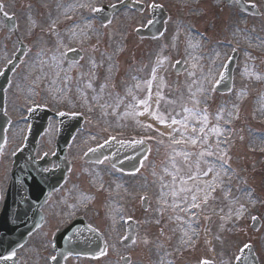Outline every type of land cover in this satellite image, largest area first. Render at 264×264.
<instances>
[{
    "label": "rangeland",
    "instance_id": "obj_1",
    "mask_svg": "<svg viewBox=\"0 0 264 264\" xmlns=\"http://www.w3.org/2000/svg\"><path fill=\"white\" fill-rule=\"evenodd\" d=\"M0 1L17 18L16 33L0 20V69L18 40L29 48L5 90L11 123L0 153L1 192L30 106L84 116L67 150V179L43 208L45 224L17 252L19 264H49L53 232L76 216L103 235L106 251L96 258L68 257L64 264H122V256L130 258L127 264H233L245 244L264 264V0H247L256 3L258 16L223 0H150L168 13L165 32L152 40L133 32L146 21L147 9L121 10L106 25L93 18L89 8L115 0ZM75 47L82 55L70 61L65 53ZM234 49L231 91L216 94L212 85ZM176 62L186 65L182 73L173 72ZM141 100H148L147 110ZM173 118L187 129L183 123L169 127ZM56 127L52 119L38 156L52 152ZM181 133L199 139L193 145ZM110 137L148 142L135 174L105 161H81L87 149ZM209 151L212 156H199ZM184 152L191 153L188 161ZM218 157L229 171L220 179L203 175L212 162L219 168ZM193 195L199 207H192ZM253 217L261 222L257 231L250 228ZM127 218L135 233L123 247Z\"/></svg>",
    "mask_w": 264,
    "mask_h": 264
},
{
    "label": "snow or ice",
    "instance_id": "obj_2",
    "mask_svg": "<svg viewBox=\"0 0 264 264\" xmlns=\"http://www.w3.org/2000/svg\"><path fill=\"white\" fill-rule=\"evenodd\" d=\"M153 74H155V69H153ZM217 83H219V81H217ZM149 87H150V85H149ZM139 103L145 105V109L147 110V107L149 106L148 100H141V101H139ZM157 103H159V101H157ZM185 111H188V109H185ZM155 118L157 120H159V122L161 124L166 123V120H165V118L163 116L156 115ZM206 122H207V115L204 116L203 123H206ZM182 123H183L182 121L173 118L171 120V124L168 125V126L171 127L172 125H178V124H182ZM149 127H150V125H149ZM183 127L185 129H187L188 124L187 123H183ZM213 130L214 131H219V129H213ZM176 131H178V129H173V132H176ZM203 131H204V128L201 127L199 129V132H203ZM193 132H196L195 128H193ZM170 135H172V133H170ZM181 136H182V140H184L186 142H189V143H191L193 145L196 144L197 140L199 139L198 136H187V137H184L183 133H181ZM175 142L179 143L181 141H175ZM89 151H94V150L93 149H89ZM182 154H183V156L185 158V161H188L189 157L191 156V153L184 152ZM205 154H207L208 156H212L213 155V153L209 151L207 153L201 152V153H199V156L203 157V156H205ZM217 162H219V168H217L216 162H212V163H210V166L208 167L207 171L203 172V175L207 176L209 173H214L215 179H220V173L221 172H224L226 174L227 171H229V169L226 167V162L223 161L222 158L218 157L217 158ZM189 178L191 179L192 177H189ZM209 188H211L213 191L215 190L214 187L211 184H209ZM173 194L175 195V193H173ZM196 200H197V197L195 195H193L192 196V201H193L192 207H199V205L196 203ZM205 200H207V195L205 196ZM202 264H210V262L205 260V261L202 262Z\"/></svg>",
    "mask_w": 264,
    "mask_h": 264
},
{
    "label": "water",
    "instance_id": "obj_3",
    "mask_svg": "<svg viewBox=\"0 0 264 264\" xmlns=\"http://www.w3.org/2000/svg\"><path fill=\"white\" fill-rule=\"evenodd\" d=\"M143 33L148 34L146 31H144ZM1 142H2V136H0V144H1ZM28 161L30 162L31 167H36V165L33 164V162H32V158L29 159ZM38 173H39V170H38ZM50 173H52V172H50ZM48 176H49V174L46 177H48ZM52 183H53V178H50L49 181H48V183L46 184V186H49ZM25 185H26V187L28 189L29 201H32L33 204H34V202H39V200L41 199V197L43 195H44V199H45V197L47 196V194L50 191L49 188L47 190L45 189L46 186L43 188L39 184L35 183L34 181H32V182H25ZM51 187H54V186H51ZM20 190H23V189L18 184H15V185H13V186L10 187V194L11 195L17 194V193H19ZM7 206H8V204L6 202V207ZM36 208H37V206H35L34 209L30 212V216H33L32 218L29 219V222L30 223H35L37 221V219H35V216H37L35 214ZM255 227L256 226H253V228H255ZM89 233H91V232H89ZM63 236H64V233L61 234V237L60 238H63ZM73 251H75V250H73ZM245 252H246V249L243 250V252H242V254L244 255V257H245ZM0 256L5 257L6 255L0 252Z\"/></svg>",
    "mask_w": 264,
    "mask_h": 264
},
{
    "label": "bare ground",
    "instance_id": "obj_4",
    "mask_svg": "<svg viewBox=\"0 0 264 264\" xmlns=\"http://www.w3.org/2000/svg\"><path fill=\"white\" fill-rule=\"evenodd\" d=\"M194 43V38L193 37H191V44H193ZM185 240V239H184Z\"/></svg>",
    "mask_w": 264,
    "mask_h": 264
}]
</instances>
